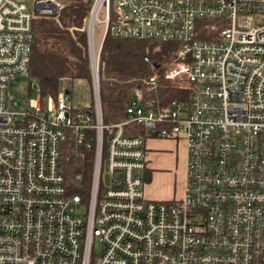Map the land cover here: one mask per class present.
I'll return each mask as SVG.
<instances>
[{
    "label": "built area",
    "instance_id": "obj_1",
    "mask_svg": "<svg viewBox=\"0 0 264 264\" xmlns=\"http://www.w3.org/2000/svg\"><path fill=\"white\" fill-rule=\"evenodd\" d=\"M58 0H0V264H264V0H92L83 19L91 99L9 93L29 83L33 22ZM101 27L94 45L93 28ZM106 35L162 41L173 58L104 122ZM168 87L166 100L144 97ZM183 141L178 198L144 195L147 139ZM68 143L88 179L61 171Z\"/></svg>",
    "mask_w": 264,
    "mask_h": 264
},
{
    "label": "trees",
    "instance_id": "obj_2",
    "mask_svg": "<svg viewBox=\"0 0 264 264\" xmlns=\"http://www.w3.org/2000/svg\"><path fill=\"white\" fill-rule=\"evenodd\" d=\"M92 0H68L56 19L33 22V44L29 65V83L35 86L40 101L55 100L61 81L80 79L88 82L86 37L83 19ZM167 43L117 38L106 35L100 49L99 96L104 122L116 123L123 118L124 106L130 101L132 89L174 55ZM175 90L168 87L148 91L144 97L166 100ZM91 154L68 143L60 151L61 171L71 182L74 176L88 179Z\"/></svg>",
    "mask_w": 264,
    "mask_h": 264
},
{
    "label": "rangeland",
    "instance_id": "obj_3",
    "mask_svg": "<svg viewBox=\"0 0 264 264\" xmlns=\"http://www.w3.org/2000/svg\"><path fill=\"white\" fill-rule=\"evenodd\" d=\"M62 5L63 3H67L68 0H58ZM34 0H25V3L28 6H32ZM37 19H45V20H52L49 18H37ZM54 20V19H53ZM100 32L101 27L99 25L95 26L93 28V41L94 45L97 46L98 42L100 40ZM153 43H165L162 41H149ZM169 44V43H167ZM60 87H63L66 89L71 97V103L75 107H85V105H88L91 99V82H90V73H89V85L88 82L80 80V79H74V80H64L61 81ZM9 93L14 95L15 97L25 100L30 99V101H35L38 98V92L35 88L30 86L28 84V80L25 77L17 76L14 81L10 84L9 87ZM175 94V92L173 93ZM158 148L165 149L167 148L164 145L158 146ZM146 153V152H145ZM159 153V152H158ZM163 159H169V157H165L164 155H158V161H162ZM149 165V161L146 162V165ZM154 169H157V174H159V178H154L153 174L150 175V179L148 180V188L154 190L155 192L159 194H166L170 197L173 196L175 198H178L181 194V182H179V175L173 171L172 168L168 166H159L154 167Z\"/></svg>",
    "mask_w": 264,
    "mask_h": 264
},
{
    "label": "crops",
    "instance_id": "obj_4",
    "mask_svg": "<svg viewBox=\"0 0 264 264\" xmlns=\"http://www.w3.org/2000/svg\"><path fill=\"white\" fill-rule=\"evenodd\" d=\"M164 145L167 148L161 149L158 146ZM145 150H146V161H149V165H146V169L149 171V179L150 175L153 174L154 178H159V174H157V169L154 167L159 166H168L172 168V172L175 171L179 175V182H181V194L182 189L184 186V164H185V153H184V144L183 141H173L171 139H147L145 143ZM159 152V153H158ZM158 155H164L165 157H169V159H163L162 161H158ZM148 179V180H149ZM148 180L145 182L144 187V195L148 199H156V200H163V199H173V196H167L166 194L162 195L155 192L152 189L148 188ZM180 194V196H181Z\"/></svg>",
    "mask_w": 264,
    "mask_h": 264
},
{
    "label": "water",
    "instance_id": "obj_5",
    "mask_svg": "<svg viewBox=\"0 0 264 264\" xmlns=\"http://www.w3.org/2000/svg\"><path fill=\"white\" fill-rule=\"evenodd\" d=\"M33 88H35L34 85H32ZM144 179L145 181H147L149 179V171H147L145 174H144Z\"/></svg>",
    "mask_w": 264,
    "mask_h": 264
}]
</instances>
